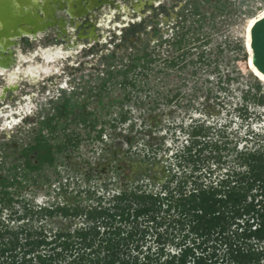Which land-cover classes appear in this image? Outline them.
Listing matches in <instances>:
<instances>
[{"label":"rangeland","instance_id":"obj_1","mask_svg":"<svg viewBox=\"0 0 264 264\" xmlns=\"http://www.w3.org/2000/svg\"><path fill=\"white\" fill-rule=\"evenodd\" d=\"M160 1L168 10L159 13V21H151L154 9L143 10L147 32L131 38H123V28L115 26L123 22L115 16L112 29L94 28L75 48L68 47L71 39L57 45L49 33L31 42L18 40L16 61L6 70L19 68L23 76L15 96L7 92L1 100L0 168L16 161L18 151L33 142L40 119L53 114L64 96L71 97L74 111L61 119L65 125L54 135L66 144L58 166L61 179L71 182L69 191L76 180L79 188L93 185L98 181L95 174L101 176L99 182L111 178L115 168L122 169L117 187L134 179L141 167L163 177L160 165L182 151L194 119L242 132L264 127L263 102H250L248 110L243 109L248 89L264 94V73L254 63L251 45L252 27L264 16V0ZM181 37V45H174ZM113 50L115 57L106 60ZM136 55L140 58L135 65ZM110 62L122 69L111 77ZM5 77L0 75V88L9 83ZM155 103L158 108H151ZM80 109L85 114L94 111L88 124L79 120ZM154 158L161 164L151 163ZM56 185L58 181L36 189L32 197L37 202L52 200ZM31 188L23 192L31 195Z\"/></svg>","mask_w":264,"mask_h":264},{"label":"trees","instance_id":"obj_2","mask_svg":"<svg viewBox=\"0 0 264 264\" xmlns=\"http://www.w3.org/2000/svg\"><path fill=\"white\" fill-rule=\"evenodd\" d=\"M121 71L107 68L109 77ZM62 99L16 161L0 168V264H264V127L242 132L194 119L182 151L160 165L163 177L147 167L117 187L115 168L113 177L99 182L95 174L85 188L76 180L69 191L58 166L66 144L54 134L75 105ZM250 102L264 103V94L248 89L244 111ZM92 114L80 109L79 120L88 124ZM55 181L54 199L34 200Z\"/></svg>","mask_w":264,"mask_h":264},{"label":"flooded vegetation","instance_id":"obj_3","mask_svg":"<svg viewBox=\"0 0 264 264\" xmlns=\"http://www.w3.org/2000/svg\"><path fill=\"white\" fill-rule=\"evenodd\" d=\"M8 1L9 3H7ZM6 4L11 14L22 19L23 29L19 27L22 34L13 38L9 43L5 40L0 41V75L6 74L5 79H9V83L6 82L0 88V104L1 100L7 96V92L13 95L14 90L19 85L18 80L23 76L19 68L14 72H11L10 69L6 70L16 61L17 57L13 52L18 40L31 42V40L38 39L41 34L49 33L48 36L52 34L56 44L60 40L71 39L67 42L68 47L75 48L77 47L75 43L80 38L88 39L90 31H93L94 28L112 29L111 24L115 16H118L119 21L123 22V24L116 23L115 26L123 28L120 33L124 39H127L131 38L132 35H138L140 31L147 32L145 30L146 22L142 17L144 15L143 10L147 7L156 11L155 16H151V21H159V13L168 10L160 0H1V6ZM158 8L161 11L158 12ZM129 14L131 18H128ZM137 16H141V18ZM9 19L12 20V17ZM25 19L30 23L24 22ZM28 29L31 31L37 29V32H30ZM159 30V27L155 28L154 33L157 35ZM69 31L75 32V34L72 35L68 33ZM67 49L69 48H64V51ZM114 53L115 50L108 53L107 56ZM106 60L109 59L106 58ZM118 169L122 170L121 168ZM142 169L145 167H141ZM136 174L135 172L134 175L136 176Z\"/></svg>","mask_w":264,"mask_h":264},{"label":"water","instance_id":"obj_4","mask_svg":"<svg viewBox=\"0 0 264 264\" xmlns=\"http://www.w3.org/2000/svg\"><path fill=\"white\" fill-rule=\"evenodd\" d=\"M11 17L12 20L9 19ZM14 17L15 15L11 14L7 4L4 6L0 5V41L5 40L9 43L13 38L22 34V31L19 30V27L23 29L22 19ZM24 22L30 23L28 20ZM28 30L30 32H37V29H33L32 31L31 29ZM251 33V45L254 53L253 60L257 68L264 73V16L254 23Z\"/></svg>","mask_w":264,"mask_h":264},{"label":"bare ground","instance_id":"obj_5","mask_svg":"<svg viewBox=\"0 0 264 264\" xmlns=\"http://www.w3.org/2000/svg\"><path fill=\"white\" fill-rule=\"evenodd\" d=\"M251 42H252V39H251ZM248 62L250 63V58H249V55H248ZM251 65V64H250ZM264 75V74H263Z\"/></svg>","mask_w":264,"mask_h":264}]
</instances>
